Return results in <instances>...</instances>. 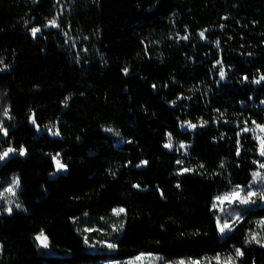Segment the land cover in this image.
Here are the masks:
<instances>
[{"label":"trees","instance_id":"16d2710c","mask_svg":"<svg viewBox=\"0 0 264 264\" xmlns=\"http://www.w3.org/2000/svg\"><path fill=\"white\" fill-rule=\"evenodd\" d=\"M62 5L59 31L47 28ZM69 33L87 54L69 48ZM0 60L11 116L0 152L26 149L0 161V181L18 177L23 207L0 215V264L147 253L175 262L236 248L238 264H264V248L246 243L264 207L244 212L225 238L213 212L217 196L248 186L254 161L264 163L252 134V121L264 124V81L252 83L264 74V0H0ZM188 122L197 127L184 131ZM168 133L185 153L163 147ZM53 157L67 165L56 177ZM118 208L126 212L116 251L90 252L75 221ZM40 234L54 255L39 252Z\"/></svg>","mask_w":264,"mask_h":264},{"label":"rangeland","instance_id":"374dc122","mask_svg":"<svg viewBox=\"0 0 264 264\" xmlns=\"http://www.w3.org/2000/svg\"><path fill=\"white\" fill-rule=\"evenodd\" d=\"M30 1L37 2V0H30ZM60 7H62V8L57 9L54 18H52L51 20H49L47 22V25H48L50 21L56 20L59 27L53 28V27L46 26L47 28L59 31L60 21H61V17L63 14V9L65 8V5H62ZM66 39H67V45L69 46V48H71V50H73L75 52V54H87L88 53L87 48H85L83 45V41L81 39L77 38L75 36V34H73V33L67 34ZM6 110L8 111V115L10 116V112H9V108H8L7 104L4 103L3 101H0V120L4 121V127L7 128L8 125L11 123V119H8V117L4 115V112ZM49 129H52V131L55 132V129L53 127L52 128L50 127ZM49 129L46 130L47 133L51 136H54L49 132ZM182 129L184 131H192L193 130V128H191L187 125L183 126ZM252 134H253L254 138L258 135H261V133L259 132V130L257 128H255L252 131ZM0 137H4L2 131H0ZM256 142L258 144L257 140H256ZM167 143H169V138H168ZM171 143H172L173 147L171 149H168L169 151H180V152L185 153L187 148H188L187 145H186V148H181L180 147L181 143H178L173 139H171ZM18 154H19L18 152L14 153V154H10V156L8 158H6L5 161H2V162L5 163L8 159H10L11 157L18 155ZM262 158H264V157H262ZM54 164H55V173L52 177H56L57 175H59L63 172L65 173V171H57L55 160H54ZM257 171L264 174L263 168L259 167V169ZM17 179H18L17 176H12L10 179H8L6 181H0V194H2V195H0V215H11L14 212L23 211V207H22V205L20 203V199H19V193L21 191V186L19 185V187H16V185H15V180H17ZM10 187L13 188L15 195H13L12 193L7 191V189ZM233 190H241V189L234 188L230 192H232ZM248 191H257V192L264 191V181H261L259 178L253 176L251 183L248 186L243 187L242 194L246 195ZM230 192L221 194L220 196H223L225 194H229ZM255 200H256V202L254 204H250V205H242L239 203L230 205L227 202H224L223 204H221L220 202H218L215 199L214 204H213V212H214V216H215L216 221L219 220L221 224H223L225 221H227L233 225L231 230H226L225 233H223V234L219 232L221 238H225L238 225H240L243 222L244 212H246L247 210H252V209L264 207V200H260L259 197H256ZM17 204L20 205L19 208L16 207ZM8 207H11L13 209L11 214H9L6 211V208H8ZM221 209H223V210H221ZM237 214H239V216H240L239 221L236 220ZM262 220H264V219H262ZM124 221H125V213H121L120 215H115L114 212H112V214L109 217L101 218V219H93L89 216H86L80 220L75 221V228H76L78 234L86 242L87 248L90 252L111 254V253H114L116 251V248L115 249H108L105 245H106V243L116 244V240L121 235L123 229H121L119 231H115L114 226L118 227L121 223L124 225ZM260 221L261 220H258L255 223V227H254V230L252 231V233L257 232V233H260L261 236H264V229H261V227L259 225ZM88 229H92V231H88ZM250 235H251V233H250ZM43 236H45V235L43 234ZM36 237L34 238V240H35V243L37 245L39 252L42 255H54V252L51 249L49 240H48L49 247L44 248L41 245V243L36 239ZM252 244L255 246L261 247L260 245H257L255 243H252ZM261 248H264V247H261ZM0 254H1V245H0ZM228 255L235 256V252L233 254H228ZM228 255L227 254L220 255V257L223 260V259H226ZM184 261L187 264V262H189L191 260H184ZM199 261H201V264H209V261L211 262V264H217L214 257H205L204 259H201ZM127 262H128V260L122 261V262H106L104 264H127ZM178 262L179 261L170 262V261L165 260L163 257L157 256V255H151L150 257H147L145 260V264H178Z\"/></svg>","mask_w":264,"mask_h":264},{"label":"snow or ice","instance_id":"6c2138e0","mask_svg":"<svg viewBox=\"0 0 264 264\" xmlns=\"http://www.w3.org/2000/svg\"><path fill=\"white\" fill-rule=\"evenodd\" d=\"M225 19H226V17H225ZM46 26L53 27V28H58L59 27V25L57 24L56 20L50 21L49 24L46 25ZM221 27H223V26H221ZM205 31H207V30H205ZM39 32H41L40 28H38V27H32L31 28V34H32L33 37H35L37 35V33H39ZM199 35L203 38L205 36V32L202 31V32L199 33ZM183 39L187 40L188 37L185 36V37H183ZM218 43L219 42L217 41V44ZM2 63H3V61L0 60V64H2ZM218 63H220V61H218ZM7 67H8L7 65H4V68H7ZM0 71H3V69H0ZM128 71L129 70L127 68L123 69V73L125 75L128 74ZM225 75H226L225 71L223 69H221L219 71L220 78L223 79L225 77ZM243 79L245 81H247L248 77L245 76ZM261 81H264V74L260 75L259 79H254L252 81V83L260 84ZM152 87L155 88L156 85H152ZM262 103H264V101H262ZM217 111H219V110L217 109ZM4 115L7 116L8 119H11V116L8 115V111L7 110L4 112ZM221 115H223V113H221ZM30 120H31V123L33 125H36V120L34 118V114H33V117H30ZM252 123L256 125V128L261 133V135L256 136L255 139L258 141V153H259V155L261 157H264V124H258L256 121H252ZM246 125H247V121H245V126L243 127V133L251 132L252 129H250ZM188 126L191 127V128H196L197 127V125L192 124L191 122H188ZM0 131H2L4 137H7L9 135L8 129L6 127H4V121H2V120H0ZM109 131H112V130L109 129ZM49 132L52 135H54V136L60 135L59 131L53 132L52 129H49ZM167 135H168V138H169V143L164 144L163 147L166 148V149H171L173 147V145L171 143L172 136H171V133H168ZM180 147L181 148H186V145L181 143ZM17 151H19V155H21V156L26 155V149L23 146H21L19 148V150H17L14 147H8L3 152H0V161H5L6 158H8L10 156V154H14ZM236 155H240V152L237 151ZM53 159L56 162L57 171H67V165L61 163L58 159H56V157H53ZM177 163H180V161H177ZM254 163H258L260 168H264V163H259V161H254ZM141 164L142 165H147L148 161L147 160H143V161H141ZM136 166L140 167L141 165L138 164ZM221 167H223V165H221ZM189 171H190V169L184 168L183 172L181 174L189 172ZM252 175L254 177L259 178L261 181H264V174H262V173L257 171V172L252 173ZM15 185H16V187H19V185H20L19 179L15 180ZM133 187L139 189L140 185L136 184ZM177 187H179V185H177ZM237 188H239L241 190H233L229 194H225L223 196H217L216 200L218 202H220L221 204H223L224 202H227L230 205L236 204V203H239V204H242V205L254 204L256 202V200H255L256 197H259L260 200H264V191H259V192H257V191H248L246 195H243L242 194L243 186L237 185ZM7 191L12 193L13 195H15V192H14L13 188L10 187V188L7 189ZM162 194L163 193H161V195ZM0 195H2V194H0ZM16 207L19 208L20 205L17 204ZM221 210H223V209H221ZM6 211L9 214H11L13 209L11 207H8V208H6ZM113 212H114L115 215H120L121 213H125L126 210L124 208H118V209H114ZM236 220L237 221L240 220L239 214L236 215ZM259 225H260L261 229H264V220H261L259 222ZM216 226H217L219 232L222 233V234L225 233L226 230H231L232 227H233V225L231 223L225 221L223 224H221L219 220L216 221ZM123 227H124V225L121 223L118 227L114 226V230L115 231H119V230L123 229ZM88 231H92V229H88ZM36 239L41 243V245L44 248H48L49 247L48 238L46 236H43V234L38 235L36 237ZM246 243L247 244L255 243L257 245H260L261 247H264V236H261L260 233L253 232V233H251L250 237L246 240ZM105 246L108 249H115V248L118 247V245L113 244V243H106ZM151 255H152L151 253L137 255L134 258L129 259L127 264H145L146 258L150 257ZM243 255H244L243 250L241 248H236L235 249V256L228 255L226 259L222 260L220 255L217 254L214 257V259L216 260L217 264H238L239 258H242ZM178 264H186V262L184 260H180L178 262ZM187 264H201V261H199V260H191V261L187 262ZM209 264H211L210 261H209Z\"/></svg>","mask_w":264,"mask_h":264}]
</instances>
